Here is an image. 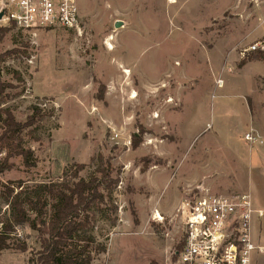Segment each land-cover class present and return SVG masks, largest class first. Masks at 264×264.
Returning a JSON list of instances; mask_svg holds the SVG:
<instances>
[{"label":"rangeland","instance_id":"1","mask_svg":"<svg viewBox=\"0 0 264 264\" xmlns=\"http://www.w3.org/2000/svg\"><path fill=\"white\" fill-rule=\"evenodd\" d=\"M78 5L80 33L33 37L10 28L0 43V53L18 51L0 65L1 81L10 86L0 111L17 122L34 106L41 111L20 136L35 166L11 156L0 175V223L10 229L0 264H31L28 251L38 246L37 234L12 214L16 194L23 199L38 185H71L78 165H85L79 178L99 177V155L117 184L89 213L90 247L108 249L92 264H167L182 245L186 200L200 189L246 191L244 162L256 148L244 140L249 109L264 129V50H249L264 47V0ZM253 55L259 60H250ZM157 206L166 212L155 213Z\"/></svg>","mask_w":264,"mask_h":264},{"label":"trees","instance_id":"2","mask_svg":"<svg viewBox=\"0 0 264 264\" xmlns=\"http://www.w3.org/2000/svg\"><path fill=\"white\" fill-rule=\"evenodd\" d=\"M9 28H0V43ZM16 49L0 53V65L8 57L15 55ZM250 60H259L258 55H253ZM10 86L1 81L0 69V97H2ZM41 111L37 106L32 108L24 122H17L10 112L0 111V153H6L0 163V175L10 169L8 158L11 156L21 157L27 168L34 167L36 162L31 149L21 146V133L37 122ZM2 115L4 116L2 118ZM136 147V143L134 144ZM99 168L96 172L99 177L91 176L88 180L79 178V173L85 165H78L70 173L73 180L71 185L65 183L38 185L35 195H27L23 199L19 194L11 203L12 214L18 225L26 224L28 228L37 234V247L31 248L29 262L31 264H92L100 254L107 252L106 246H100L93 251L95 241L90 230L89 213L98 204L104 203L103 191H110L116 186L117 181L111 177L112 167L104 163L102 156H98ZM11 193L12 190L8 189ZM48 199L53 203L48 213ZM28 210H25L23 205ZM29 213L34 214L31 218ZM133 223L138 224L136 213L132 210ZM10 229L0 223V252L7 249V239ZM22 251H26L23 246Z\"/></svg>","mask_w":264,"mask_h":264},{"label":"built area","instance_id":"3","mask_svg":"<svg viewBox=\"0 0 264 264\" xmlns=\"http://www.w3.org/2000/svg\"><path fill=\"white\" fill-rule=\"evenodd\" d=\"M82 22L78 0H0V28H15L33 37L40 31L80 33ZM256 49L264 47L255 43L249 48ZM244 140L261 143L253 130ZM181 209L182 245L167 264H251L256 249L251 221L262 212L253 208L248 193L211 194L200 189Z\"/></svg>","mask_w":264,"mask_h":264},{"label":"crops","instance_id":"4","mask_svg":"<svg viewBox=\"0 0 264 264\" xmlns=\"http://www.w3.org/2000/svg\"><path fill=\"white\" fill-rule=\"evenodd\" d=\"M252 64H255V63L254 62L248 63L242 69ZM261 107L262 109L264 108L262 104H261ZM253 108H254V101H253ZM255 118H256L255 109L252 110V112L249 109V129L248 131L253 130L255 134L259 137V140L261 141V143L251 145V146H255L256 148H254V150L248 151L249 153L248 159L245 160L244 162L245 164L244 173L246 174L244 186H245L246 191L243 193H248L250 195L253 208L256 211L262 212L261 217H258L255 214L251 221V240H252L253 245L256 248L252 254L251 264H264V129L262 128L261 125L258 124ZM166 169L167 168H165V170L161 169L162 171H165L163 174L168 173ZM165 178L167 179V175H165ZM151 209H154L153 204H151ZM165 210L166 208L163 209L162 207L157 206V208L154 211L155 213L162 214L166 212ZM166 214L169 216L172 215L171 211L167 212ZM181 219L183 220L182 216H181ZM143 222L144 221L140 218L139 226H137V228L142 229L144 226ZM107 253H108V249H107Z\"/></svg>","mask_w":264,"mask_h":264}]
</instances>
